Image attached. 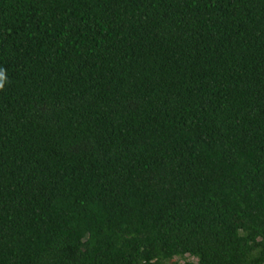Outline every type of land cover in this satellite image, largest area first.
Returning a JSON list of instances; mask_svg holds the SVG:
<instances>
[{
  "label": "trees",
  "instance_id": "obj_1",
  "mask_svg": "<svg viewBox=\"0 0 264 264\" xmlns=\"http://www.w3.org/2000/svg\"><path fill=\"white\" fill-rule=\"evenodd\" d=\"M0 70V264H264V0H0Z\"/></svg>",
  "mask_w": 264,
  "mask_h": 264
},
{
  "label": "rangeland",
  "instance_id": "obj_2",
  "mask_svg": "<svg viewBox=\"0 0 264 264\" xmlns=\"http://www.w3.org/2000/svg\"><path fill=\"white\" fill-rule=\"evenodd\" d=\"M175 261L180 263H185V262L198 263V260L196 258H192L191 256H186L185 258H177Z\"/></svg>",
  "mask_w": 264,
  "mask_h": 264
},
{
  "label": "clouds",
  "instance_id": "obj_3",
  "mask_svg": "<svg viewBox=\"0 0 264 264\" xmlns=\"http://www.w3.org/2000/svg\"><path fill=\"white\" fill-rule=\"evenodd\" d=\"M7 82L6 75L3 70H0V89L4 87V84Z\"/></svg>",
  "mask_w": 264,
  "mask_h": 264
}]
</instances>
